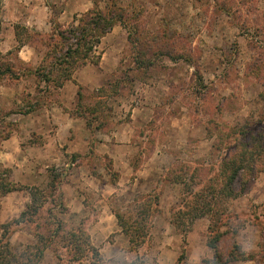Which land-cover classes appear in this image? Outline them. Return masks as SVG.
Listing matches in <instances>:
<instances>
[{
    "label": "rangeland",
    "instance_id": "obj_1",
    "mask_svg": "<svg viewBox=\"0 0 264 264\" xmlns=\"http://www.w3.org/2000/svg\"><path fill=\"white\" fill-rule=\"evenodd\" d=\"M91 8H123L126 18L100 39L95 61L73 72L83 82L76 81L77 100V92L45 88L34 72L51 27ZM135 28L139 47L129 37ZM134 48L144 53L140 59ZM0 61V188H18L0 189V223L25 209V187L36 185L60 190L66 206L60 211L49 196L41 221L50 212V221L83 226L107 264L136 256L143 264H175L182 252L184 264L212 257L208 218L183 232L174 214L195 181L186 164L209 166L226 153L216 128H257L264 115V0H0ZM61 106L76 116L70 133H57L52 120ZM172 169L184 182L167 180ZM146 193L158 195L159 211L149 239L134 250L114 212L134 216V196ZM222 209L232 223L221 227L222 249L234 242L252 257L225 264H264V170ZM34 241L26 228L10 237L14 249ZM41 264H56L51 249Z\"/></svg>",
    "mask_w": 264,
    "mask_h": 264
},
{
    "label": "trees",
    "instance_id": "obj_2",
    "mask_svg": "<svg viewBox=\"0 0 264 264\" xmlns=\"http://www.w3.org/2000/svg\"><path fill=\"white\" fill-rule=\"evenodd\" d=\"M122 10L123 8L107 11L91 8L80 16H74L73 21L66 25L56 22L47 34V50L34 72L38 82L44 83L45 88L60 87L65 80L71 78L79 65L94 62L93 52L99 45L100 39L117 22L125 24L126 14ZM141 33L136 28L135 36L129 33L134 47H139L138 43L141 41L138 37ZM15 36L20 42L16 31ZM134 49L140 59L144 53L139 48ZM139 61L137 63H140ZM1 64L0 61V66ZM8 67L7 70L11 72V75L17 77L15 72L10 70V66ZM196 70L195 78L202 86L201 75L198 69ZM82 98L81 89L78 88L77 100ZM81 105L86 109L84 103ZM263 121L264 115L257 121V128L252 126L228 128L227 130L216 128L219 147L221 150L222 148L226 150L224 156L219 162L209 166L202 162H195L192 166L186 164L184 168L185 173L191 175L195 181L193 188H188L181 207L175 212L174 223L184 232L196 218L204 216L208 218L206 246L212 251V257L203 259L201 264H225L252 258L245 256V253L234 242L231 248L222 249L220 242L227 232L221 230V227L232 225L231 217L226 215L222 209V203L227 198L239 196L247 182L255 179L264 170ZM86 125L88 128L92 127L88 120ZM204 170L208 172L212 170V173L205 176ZM168 173L170 174L167 180L184 182L183 176L177 179L174 177L173 169ZM175 173L182 172L178 170ZM0 189L3 193H7L18 188L4 183ZM25 189L30 195V202L25 205V209L16 218L0 223L2 230L0 264H41L47 249L54 252L56 264H107L83 226L67 228V225L55 216H52L54 221H50L48 220L50 212L49 216L47 215L41 221L42 216L39 217L38 214L49 196H51L53 206L61 208L60 211L66 209L60 190L57 194H53L47 188L44 190L36 185L27 186ZM133 201L134 216L125 218L119 212H114V215L121 232L128 238L130 248L136 250L150 237L152 217L159 211V203L158 195L152 193L135 195ZM185 219L188 221L185 222ZM22 227L27 229L35 241L33 244L21 246L20 249H14L10 237L13 232L22 230ZM183 258L184 253L182 252L175 264H184ZM129 264H143V262L140 257L136 256Z\"/></svg>",
    "mask_w": 264,
    "mask_h": 264
},
{
    "label": "crops",
    "instance_id": "obj_3",
    "mask_svg": "<svg viewBox=\"0 0 264 264\" xmlns=\"http://www.w3.org/2000/svg\"><path fill=\"white\" fill-rule=\"evenodd\" d=\"M111 31V30H110ZM86 64V63H85ZM84 65V64H83ZM75 72V71H74ZM74 76L72 74L71 78L68 79V80H65L62 85L59 87L60 89H69L70 93H71V96L76 94L77 92V89H78V85L79 83H83V82H79L77 83L75 80H74ZM81 85V84H80ZM62 107V106H61ZM60 109H55V111H53L51 113V117L53 118V122L56 124V130H57V133L58 132H69L72 130V129H76V126L78 125L77 123V119H76V116H72L70 115L68 112H67V109H63V107ZM84 126V125H83ZM84 129H87L84 127ZM58 140V139H57ZM72 151H75V150H72ZM72 153H75V152H72ZM71 153V154H72ZM1 216V215H0ZM16 232V231H15ZM206 244V243H205Z\"/></svg>",
    "mask_w": 264,
    "mask_h": 264
}]
</instances>
